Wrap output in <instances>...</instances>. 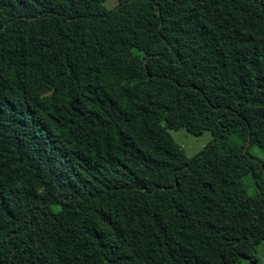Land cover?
<instances>
[{
	"label": "trees",
	"instance_id": "trees-1",
	"mask_svg": "<svg viewBox=\"0 0 264 264\" xmlns=\"http://www.w3.org/2000/svg\"><path fill=\"white\" fill-rule=\"evenodd\" d=\"M105 1L0 0V264H258L264 0Z\"/></svg>",
	"mask_w": 264,
	"mask_h": 264
},
{
	"label": "rangeland",
	"instance_id": "rangeland-1",
	"mask_svg": "<svg viewBox=\"0 0 264 264\" xmlns=\"http://www.w3.org/2000/svg\"><path fill=\"white\" fill-rule=\"evenodd\" d=\"M119 0H106L105 5L109 9H113L118 5ZM173 138L185 149L189 157L197 155L212 139L213 134L211 131H205L201 135H194L190 133L187 129L181 128L178 130H169ZM253 154L264 160V152H262L258 147L252 148ZM255 259L258 264H264V242H262L258 247L257 251L254 253ZM236 264H254L248 260H242Z\"/></svg>",
	"mask_w": 264,
	"mask_h": 264
},
{
	"label": "water",
	"instance_id": "water-1",
	"mask_svg": "<svg viewBox=\"0 0 264 264\" xmlns=\"http://www.w3.org/2000/svg\"><path fill=\"white\" fill-rule=\"evenodd\" d=\"M248 145H249V144H247V145L245 146V148H244V151H245V152H247Z\"/></svg>",
	"mask_w": 264,
	"mask_h": 264
}]
</instances>
